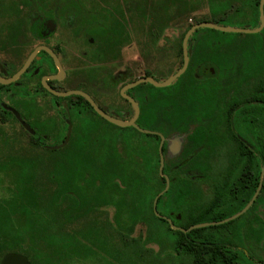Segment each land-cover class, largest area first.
Masks as SVG:
<instances>
[{"label":"flooded vegetation","instance_id":"obj_1","mask_svg":"<svg viewBox=\"0 0 264 264\" xmlns=\"http://www.w3.org/2000/svg\"><path fill=\"white\" fill-rule=\"evenodd\" d=\"M34 1L42 6L28 17L27 33L22 32V28L9 30V20L21 19L24 7L27 4L32 7ZM205 1L213 18L201 23L253 30L261 27V0H226L230 3L229 8L216 13L210 6V0ZM48 3L51 5L46 7ZM136 3L137 0H0V39L7 49H12L13 55L22 59L21 65L8 73L0 63V78L12 79L31 54L39 49L17 80L0 83V95L1 91L18 89L20 92L16 95L21 99L20 106H12L0 97V117L3 120L12 118L22 126L12 110L17 111L34 129L36 134L32 135L22 126L31 139L47 148V136L41 135L42 125L33 100L47 93L77 107V97L81 96L58 97L46 88V83L58 92L77 90L87 93L114 118L124 121L135 119L140 128L152 133L129 128L157 136L159 147L164 138L165 166L169 165L171 174L178 172L183 179L180 188L193 187L200 195L201 204L181 213H166L165 210V213H160L157 204L159 218L164 220V255L168 243L167 226L171 227L169 220L186 230L200 224L218 223L239 214L253 201L244 214L225 224L198 228L211 230L201 231L196 239L189 240L197 243V247L209 245L214 252L218 251L220 258H224V264H232L233 251L245 257L244 264H264V27L255 34L228 33L230 35L224 44L207 43L213 39L207 32L209 28H199L189 38L188 67L177 81L164 88H157L149 82L131 86L145 78L165 82L178 73L185 63V36L191 28L201 24L191 26L185 33L179 45L180 60L167 78L160 79L146 69L137 78L136 61L123 55L134 45ZM148 8L150 11L151 6ZM146 15L150 17L151 11ZM148 19L145 18L146 21ZM225 21L230 24H223ZM149 24L151 35L155 37V44H150V47L162 52L164 59V50L172 51L178 37L165 35L169 30L168 23L155 24L154 29L153 20L149 19ZM243 36L256 45L250 54H245L240 62L234 64V48ZM44 48L58 57L63 74L54 57ZM233 81L239 86L229 88L231 94L228 93L225 105L220 107V88ZM110 92L118 93L124 108L101 97ZM82 109L78 108V112ZM66 110L71 111L69 107ZM25 111L30 113L27 115ZM159 121L160 125L156 126ZM66 123L68 131L59 145L64 143L69 132L68 121ZM169 123L185 137L184 146L174 161L167 157L169 134L166 124ZM91 129L82 127L74 132L72 129L68 144L73 136L78 133L85 136L84 131ZM220 213L229 215L223 220H211L223 216ZM191 214L197 223H191ZM222 225L226 226L221 228ZM238 229L240 235L237 236ZM166 263L167 256L164 257Z\"/></svg>","mask_w":264,"mask_h":264},{"label":"trees","instance_id":"obj_2","mask_svg":"<svg viewBox=\"0 0 264 264\" xmlns=\"http://www.w3.org/2000/svg\"><path fill=\"white\" fill-rule=\"evenodd\" d=\"M210 6L216 13L229 8L230 3L210 0ZM8 27L12 29L11 24ZM207 32L213 38L207 43L224 44L230 35L211 29ZM77 99L79 109L86 107L102 119L84 98ZM103 121L158 144L150 151L132 145L123 149L107 130L104 135L96 134L97 125L89 122L85 127L92 129L84 131L85 136L76 132L64 148L46 150L47 157L37 154L0 161V261L15 252L27 256L32 264H164L165 256L166 264H224L218 251L190 241L211 228L185 234L167 226L164 255V220L153 209L155 198L166 187L159 172L160 139ZM164 173L171 186L159 198L160 213H181L201 204L193 187L180 188L183 179L178 172L171 174L166 165ZM190 218L191 223L198 222L193 214ZM244 261L242 254L233 251L232 264Z\"/></svg>","mask_w":264,"mask_h":264},{"label":"rangeland","instance_id":"obj_3","mask_svg":"<svg viewBox=\"0 0 264 264\" xmlns=\"http://www.w3.org/2000/svg\"><path fill=\"white\" fill-rule=\"evenodd\" d=\"M50 5L51 4L48 3L46 7ZM31 6L32 7L27 4L23 9L25 13L21 19H15L14 21L9 20V24L14 28H22V32H26L29 26L28 19L30 20L28 17L38 10V6L41 7L42 5H38L34 1ZM149 6H151L150 11L152 13L150 17L146 15L147 12H150ZM136 8L135 25H133L134 45L131 49L126 50V53L123 55L126 56V58H131L136 61L137 78H139L143 69L148 70L149 73L158 76L160 79L167 78V76L170 75V71L175 68L180 60L179 56L181 52H179V45L183 41L187 30L197 23L209 21L213 18L205 0H137ZM146 17L149 18L150 21L153 20V29L155 24L168 23L169 30H167L165 35L169 37L172 35L178 37L172 51L164 50V59L162 58V52L155 51L150 47V44H155V37L151 35L149 19L146 21ZM60 23L64 24V21H60ZM223 24L229 25L230 23L225 21ZM166 43L167 42L164 40V44ZM255 45L254 41L245 36L241 37L234 48V64L240 62L245 54H250V51ZM21 62L22 59L13 55L12 49H7L3 40L0 39V63L3 64L4 71L8 73L9 71L16 70L21 65ZM88 66H90V64H88ZM223 74L226 75L225 72H223ZM237 86H239V83L236 81L221 86L219 92V99L221 101L220 107L225 105L228 93L231 94L229 88L233 87L236 89ZM19 92L20 90L18 89L1 91L0 97L5 103L18 106L21 99H19V96L16 94ZM104 94L101 95V97L108 103H117L118 107H125L117 92ZM156 98L158 99V96ZM26 101L29 100L26 99ZM33 101L36 107L35 112L38 114L37 117H39L42 125L41 135L47 136L45 143L47 146H58L62 142L68 131L66 121H68L69 128L70 126L72 127L73 132L76 129L78 130L85 127L89 122H94L98 127L97 132H95L96 134L104 135V130H107L109 134L113 135L114 139H118V147L123 149L127 148L125 146L132 145L133 148L135 147L138 150L144 147L150 151L158 144V142L149 138H143L132 131L126 133L121 132L102 121L89 109H82V111L80 110L81 112H78V108L72 106L74 104L70 101L57 100L47 93L38 95ZM68 107L71 111L66 110ZM25 112L27 115L30 113L27 111ZM32 121L34 122L35 120L32 119ZM158 125H160V121L156 122V126ZM166 127L169 134V152L167 157L169 161H174L179 156L177 152L184 146L185 137L179 130L173 129L170 123L166 124ZM46 150L48 149L34 144L31 135L16 120L12 118L3 120L0 117L1 162L10 161L11 158H30L37 154L47 157Z\"/></svg>","mask_w":264,"mask_h":264},{"label":"water","instance_id":"obj_4","mask_svg":"<svg viewBox=\"0 0 264 264\" xmlns=\"http://www.w3.org/2000/svg\"><path fill=\"white\" fill-rule=\"evenodd\" d=\"M260 11H261V27L258 28V29H241V28H233V27H224V26H219L217 24H214V23H209V22H206V23H201V24H198L196 26H194L193 28H191L188 33L186 34L185 36V39H184V43H183V46H184V56H185V63H184V66L183 68L178 72L176 73L175 75L171 76L169 79H167L165 82H157L155 81L154 79L152 78H145V79H141L137 82H135L134 84H132L131 86H137L143 82H149L150 84H152L153 86L157 87V88H164V87H168L170 85H172L175 81H177V79L182 75L184 74V72L186 71L187 67H188V63H189V58H188V51H187V44H188V41H189V38L190 36L194 33L195 30L199 29V28H209V29H214V30H217V31H220V32H223V33H248V34H255V33H258L262 30V28L264 27V0H261V7H260ZM45 50H47L55 59L59 69H60V72L63 74L64 71H63V68L62 66L60 65V62L58 60V57L48 48H44ZM39 52V49L36 50L35 52H33L31 54V56L29 57L28 61L26 62V64L24 65V67L10 80H2L0 78V83L2 84H7V83H10V82H13L15 80H17L26 70L27 68L29 67V65L31 64V62L34 60V58L36 57L37 53ZM45 86L46 88L52 92L54 95L58 96V97H69V96H81L83 98H85L91 105L92 107L94 108V110L98 113V115H100L101 117H103L105 120H107L109 123L117 126V127H120V128H129V127H134L136 128L137 130H139L140 132L142 133H146V134H151L152 132L150 131H147V130H144L142 128H140L136 122H135V119L131 120V121H124V120H120V119H117V118H114L110 115H108L107 113H105L97 104L96 102L91 98L90 95H88L87 93L85 92H82V91H77V90H74V91H67V92H58L54 89H52L51 87H49L46 83H45ZM6 107V106H5ZM138 108V106H137ZM138 110V109H137ZM13 113L16 115L17 119L19 120V122L22 124V126L29 132L31 133L32 135H35V131L34 129L31 128L30 125H28L24 119L22 118V116L17 112V111H14L12 110ZM72 127L70 126L69 128V132H68V135L64 141V143H62L61 145L59 146H47V149L50 150V151H55V150H59L63 147H65L68 142H69V139H70V136H71V130ZM163 144H164V138L162 137V141H161V144H160V147H159V153H160V169H159V172H160V175L161 177L165 178L166 179V188L163 192H161L154 200V205H153V208H154V211L156 213V215L158 217H161V215L157 212V204H158V201H159V198L165 194L169 188H170V179L169 177L164 174V167H165V162H164V155H163ZM253 203V201L244 209L242 210L239 214L229 218V219H226V220H223L221 222H218V223H213V224H200V225H196V226H193L189 229H183V228H178L176 227L171 220H169L170 224H171V227L172 229L176 230V231H181V232H184V233H189L191 232L192 230L194 229H198V228H203V227H207L209 225H220V224H225L227 222H229L230 220H233L237 217H239L240 215L244 214L251 206V204ZM0 264H32L29 260V258L21 253H15V252H11V253H7L0 261Z\"/></svg>","mask_w":264,"mask_h":264}]
</instances>
